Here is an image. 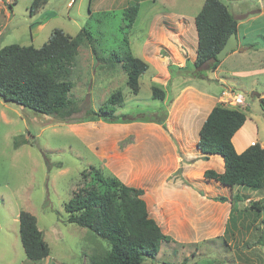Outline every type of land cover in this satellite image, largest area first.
<instances>
[{
    "label": "rangeland",
    "instance_id": "1",
    "mask_svg": "<svg viewBox=\"0 0 264 264\" xmlns=\"http://www.w3.org/2000/svg\"><path fill=\"white\" fill-rule=\"evenodd\" d=\"M203 1L49 0L32 15L33 0H0V48L12 44L40 48L56 29L75 37L85 28L93 40V46L86 39L80 46L69 77L73 84L69 98L80 105L81 113L58 123L0 100V264H91L94 256L104 254L107 244L88 229L69 224L64 209L90 182L91 167L142 189L150 217L172 238L162 244L156 259L143 264H181L184 259L188 264H264L263 215L249 208L251 202L264 201V189L224 186L205 178L204 162L196 166L187 161L201 153L197 129L224 87L238 94L225 93L220 103L244 111L247 120L242 133L249 142L264 146L259 97L264 96V75L234 78L225 71L264 63V0H222L237 5L244 16L239 49L246 51L238 61L224 59L220 72L205 69L200 77L195 76L194 62L172 72L169 65L183 62V51L170 55L164 48L156 54L143 49L156 16L176 13L188 18L186 25H195L192 17ZM137 3L139 15L128 30L123 9ZM35 22L42 25L31 30ZM195 43L196 49L190 51L194 56ZM128 46L135 57L145 61V53L150 61H146L150 68L140 78L136 95L128 87L123 65L108 60L113 53L122 55ZM153 87L164 91L165 99L154 98ZM117 91L125 99L118 115L139 118L148 114L164 124L79 122L87 109L98 110ZM189 128L185 139L190 145L181 141L183 130ZM211 164L218 168L216 161ZM221 197L226 201L216 200ZM229 206L238 226L226 234L222 219L223 212L228 217ZM22 211L36 217L49 246L50 255L41 262L30 261L24 252L19 234Z\"/></svg>",
    "mask_w": 264,
    "mask_h": 264
},
{
    "label": "trees",
    "instance_id": "2",
    "mask_svg": "<svg viewBox=\"0 0 264 264\" xmlns=\"http://www.w3.org/2000/svg\"><path fill=\"white\" fill-rule=\"evenodd\" d=\"M48 1L33 0L31 14H35ZM139 11V3L123 9L125 28H133ZM40 25L42 24L32 23L30 29ZM195 26L198 45L196 59L192 65L196 71L194 75L200 77V73L205 69L216 72L221 64L216 56L231 36H237L238 21L222 0H205L195 17ZM85 39L92 44L91 33L85 28L75 37L56 29L48 42L40 48L18 44L0 48V100L55 118L58 123H65L81 113L80 105L69 98L73 88L69 77ZM126 44L129 45V42ZM93 51L96 52L94 47ZM108 60L123 65L127 73L128 87L133 94H138L140 78L149 70V64L135 57L129 46L122 55L113 53ZM189 65L187 63L183 68L173 65L169 67L175 72V68L182 71ZM152 93L156 99H165V92L157 87L152 88ZM124 100L123 92L117 91L98 110L87 109L79 122L164 124L163 121L152 119L148 114L139 118L118 115L117 110L123 107ZM260 106L264 111V97H260ZM246 120L244 111L218 103L199 131L197 148L204 158L220 156L224 162V172L207 170L204 174L206 179L233 188L262 190L264 149L255 143L239 154L233 144V137ZM89 174L90 182L85 184L83 190L74 194L64 209L69 224L88 229L93 236L107 244L104 254L94 256L91 264H143L146 259H156L162 244L171 242L172 238L165 235L150 217L142 198L144 191L124 184L116 176H104L100 170L93 167L90 168ZM216 200L226 201L224 197ZM249 208L263 215L264 227V201L251 202ZM237 226L238 219L234 210H231L225 233H231ZM19 234L26 257L30 261L41 262L49 257V246L34 215L25 211L19 214ZM181 264H188V260L184 259Z\"/></svg>",
    "mask_w": 264,
    "mask_h": 264
},
{
    "label": "crops",
    "instance_id": "3",
    "mask_svg": "<svg viewBox=\"0 0 264 264\" xmlns=\"http://www.w3.org/2000/svg\"><path fill=\"white\" fill-rule=\"evenodd\" d=\"M153 1H157V0H153ZM231 1L235 3L234 0H231ZM204 2H205V0L203 1V4H204ZM203 4H200L201 9H202ZM227 7H228L229 11L235 16V18L238 21V33H237L236 37H237L238 46L240 48V46L242 47V44L240 43V36H239V29L241 27L240 20L243 19L244 16L239 14L240 12L237 9V7H238L237 5L230 4V5H227ZM230 8L232 9V11L230 10ZM254 11L256 12L257 9ZM262 11H264V8ZM184 17L185 16L178 15L176 13H170V14L162 16L161 18H160V16H156L154 19V22H152V27H151V30L149 32V39L144 41L143 49H144L145 53H146V51H151V50L153 51L154 50L155 51L154 54H156L158 49H163V48L168 50L170 55L174 54L175 52L179 53L180 51H183L184 52L183 62H180V61L176 62V64H175L176 67L183 68L187 63L192 64L195 61L196 56L191 55L190 51L192 50L193 47H195V49H196V43H195L196 40H197V45H198L197 31H196V35L193 34L194 27L196 30V26L193 25V22L192 23L188 22V24H187L188 26H187L186 21L188 20V18H184ZM192 20L195 23L194 17H192ZM245 51H246L245 47L238 49V50H235L233 52H230L225 59L228 60L229 58H233V61H238L240 58H242V53H244ZM145 53H144V59L146 62V61H149V57H146L147 55L145 56ZM171 59H173V58H171ZM224 63H225V61H221V64L219 65L216 72L221 71V69L224 66ZM245 67L246 68H243V67L232 68L231 67V68H229V70L225 69V71L228 72L230 77H234V78L239 77V76L252 77L255 75H264V63H260V64H258V66L246 65ZM149 68H150V65H149ZM185 82L186 81H183V83H185ZM222 84L225 85L224 83H222ZM164 85H166V84H164ZM231 91H233V92H231ZM222 93H223L222 96H220L215 101V105H216V102L220 103V98H222V99L225 98L223 96L225 93L238 94V92L234 88H226V87L223 88ZM199 96H201V95H199ZM201 97H203V96H201ZM259 97H264V96H259ZM213 105L214 104H212V106H209L210 109L208 111V114L204 118V120L202 121V124L199 125V127L197 129L198 131H200V129L203 126V123L205 122L206 118L208 117V115L210 114L212 109L214 108L215 105L214 106ZM243 128H244V126L233 137L234 147H235L237 153H239V154L243 153L251 145H254V141L249 142L248 136L246 137L245 134L242 133L244 131ZM189 130H190V128L183 130L184 134H183V136L181 135L184 139V140L181 139V141L183 143L186 141V143L189 144L187 139H185V136L188 138L189 133H191V132H189ZM181 132H182V130H181ZM237 137L240 138L238 143L236 142ZM197 143H198V141H197ZM261 147L264 149L263 145H261ZM202 156L203 155H201V153H197V154H195L194 157L187 159V161H188V163H190L192 165L195 164L196 166L200 165L201 162H204L203 167L204 168L206 167V171L214 169L218 173L224 172V162L220 156H209L206 159H202L203 158ZM212 160L216 161L218 163V168H216V169L214 168L215 166L213 164H211ZM220 204H222V203L220 202ZM221 206H223V205H221ZM223 208H225V207H223ZM223 208L221 209L220 214L224 211ZM228 209H229L228 217L224 216V212H223L222 222L225 221L224 228H223L224 232H225V228H226L228 219L230 217V212H231L230 206L228 207ZM215 216L218 217V213H216ZM224 217H225V219H224Z\"/></svg>",
    "mask_w": 264,
    "mask_h": 264
},
{
    "label": "water",
    "instance_id": "4",
    "mask_svg": "<svg viewBox=\"0 0 264 264\" xmlns=\"http://www.w3.org/2000/svg\"><path fill=\"white\" fill-rule=\"evenodd\" d=\"M238 49H239V46L237 43V37L233 35L228 39L224 47L217 54L216 59L219 61H223L230 52L238 50Z\"/></svg>",
    "mask_w": 264,
    "mask_h": 264
},
{
    "label": "built area",
    "instance_id": "5",
    "mask_svg": "<svg viewBox=\"0 0 264 264\" xmlns=\"http://www.w3.org/2000/svg\"><path fill=\"white\" fill-rule=\"evenodd\" d=\"M232 95V94H231ZM229 97H231V96H229ZM239 97V96H238ZM243 99V98H242ZM237 103H238V101H237Z\"/></svg>",
    "mask_w": 264,
    "mask_h": 264
}]
</instances>
